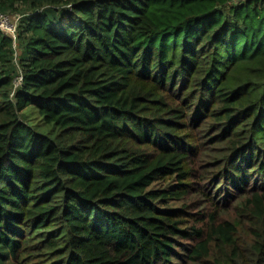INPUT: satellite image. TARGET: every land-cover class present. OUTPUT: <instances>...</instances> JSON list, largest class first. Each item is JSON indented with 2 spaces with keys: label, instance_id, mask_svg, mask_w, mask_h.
I'll use <instances>...</instances> for the list:
<instances>
[{
  "label": "trees",
  "instance_id": "1",
  "mask_svg": "<svg viewBox=\"0 0 264 264\" xmlns=\"http://www.w3.org/2000/svg\"><path fill=\"white\" fill-rule=\"evenodd\" d=\"M0 12V264H264V0Z\"/></svg>",
  "mask_w": 264,
  "mask_h": 264
},
{
  "label": "built area",
  "instance_id": "2",
  "mask_svg": "<svg viewBox=\"0 0 264 264\" xmlns=\"http://www.w3.org/2000/svg\"><path fill=\"white\" fill-rule=\"evenodd\" d=\"M18 21L19 18L0 12V31L11 37L15 48L17 46Z\"/></svg>",
  "mask_w": 264,
  "mask_h": 264
},
{
  "label": "rangeland",
  "instance_id": "3",
  "mask_svg": "<svg viewBox=\"0 0 264 264\" xmlns=\"http://www.w3.org/2000/svg\"><path fill=\"white\" fill-rule=\"evenodd\" d=\"M195 198L196 199L191 200L193 203H197L199 201V199L197 197H195ZM201 211H202L201 207L197 206L196 208L193 209L192 213L194 214V216H198L201 213Z\"/></svg>",
  "mask_w": 264,
  "mask_h": 264
}]
</instances>
